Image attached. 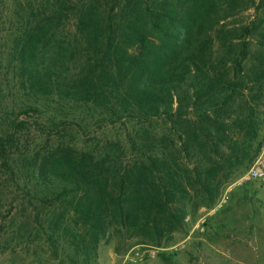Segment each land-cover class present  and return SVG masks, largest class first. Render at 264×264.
Here are the masks:
<instances>
[{"label":"trees","instance_id":"obj_1","mask_svg":"<svg viewBox=\"0 0 264 264\" xmlns=\"http://www.w3.org/2000/svg\"><path fill=\"white\" fill-rule=\"evenodd\" d=\"M38 9L0 47V170L12 205L60 264H99L114 239L174 242L260 152L264 0ZM251 9L254 20L233 24Z\"/></svg>","mask_w":264,"mask_h":264},{"label":"rangeland","instance_id":"obj_2","mask_svg":"<svg viewBox=\"0 0 264 264\" xmlns=\"http://www.w3.org/2000/svg\"><path fill=\"white\" fill-rule=\"evenodd\" d=\"M42 2L0 0V47L6 46V39L18 26L17 21L38 14ZM255 15V10L251 9L233 20V24L240 26L254 20ZM2 72L4 77L6 71ZM260 141L261 152L264 125ZM249 169L224 188L215 206L202 207L189 215L185 231L177 233L174 242L160 248L148 246L169 251L157 252L154 259L131 264H264V186L247 180ZM4 178L0 170V264H60L47 245L25 227L23 210L12 205L13 196L4 188ZM225 197L226 202L222 203ZM202 219L205 220L204 230H196V224ZM137 247L146 246L118 239L103 243L99 264H122L124 257ZM162 255L170 257V261H164Z\"/></svg>","mask_w":264,"mask_h":264},{"label":"built area","instance_id":"obj_3","mask_svg":"<svg viewBox=\"0 0 264 264\" xmlns=\"http://www.w3.org/2000/svg\"><path fill=\"white\" fill-rule=\"evenodd\" d=\"M247 180L259 182L262 186H264V146L255 160V162L251 165L248 174ZM222 203L226 202V197L221 201ZM205 220H200L196 226V230H204ZM177 250V249H176ZM169 249L161 248L156 249L152 247H137L134 248L130 253H128L124 259L122 264H131L136 261L145 262L150 259H154L157 255V252H167Z\"/></svg>","mask_w":264,"mask_h":264}]
</instances>
